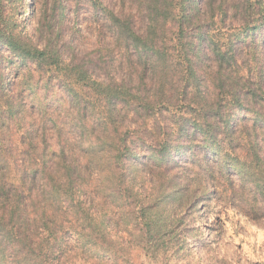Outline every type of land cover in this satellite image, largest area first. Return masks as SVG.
I'll return each mask as SVG.
<instances>
[{"label":"trees","instance_id":"1","mask_svg":"<svg viewBox=\"0 0 264 264\" xmlns=\"http://www.w3.org/2000/svg\"><path fill=\"white\" fill-rule=\"evenodd\" d=\"M91 1L94 9L115 27L116 41L125 49L124 55L129 60L132 56L142 60L141 83L136 91L125 79L121 82L116 77L108 78L107 82L92 80L86 61L71 58L68 62L53 43L44 47L34 44L17 23H11L4 0H0V49L6 47L10 52L6 65L3 66V58H0V90L4 91L5 69L11 63L18 74L13 84L20 86L17 93L9 89L0 94L6 101V109L0 110V264H70L78 248L85 253L95 252L105 261L116 255L114 244L118 240L105 231L95 236L93 232L97 229L91 225L102 226L109 224V219L123 217L126 213L123 206L131 205L130 199L143 190V184L135 190L128 177L133 159L156 172L157 179L161 180L165 176L161 168L173 150L171 144L156 143L159 147L148 146L146 153L140 146L144 140L138 136L140 142L136 147H141L142 152L134 154L136 148L134 139L128 135L130 132H121L116 125L114 114L119 105L159 109L161 105L169 108L184 102L188 107L200 106L202 115L181 128L188 140L177 146L175 154L191 148V143L204 146L208 153L223 161L229 176L228 185L233 190L231 173L248 180L255 177L241 156L242 153H245L243 158L249 156L252 167L260 156L253 144L246 149L241 143L244 131L238 126L242 121L227 111V99L230 97V104L244 112L245 125L250 120L258 123L264 119V58L256 67L257 72L252 61L240 58L252 43L246 27L255 21L264 24V12L260 20H253L249 0H137L135 12L119 14L101 0ZM226 3H231L228 10H234L233 21L239 22L234 33L228 35L222 33L216 19L220 17L219 21L225 23ZM136 16L142 18L144 30L137 28ZM212 56L215 58H210ZM207 61L212 64L207 66ZM148 72H152L153 77L147 81ZM62 83L69 95L77 99L79 89H103L110 104L107 121L103 124H113L115 138L107 144L110 148L107 167L111 173L104 184L106 190L100 196L107 207L102 217L92 210L95 197L88 187L94 189L95 185L84 183L82 173L89 165L81 163L77 139L63 135L49 105V87ZM39 89L46 93L41 95ZM81 119L85 123L88 120L85 116ZM53 129L57 131V140ZM197 132L202 140H197ZM48 135L53 137L48 138ZM16 136H19L17 140ZM9 160L16 168V178H9ZM155 166L159 170H155ZM219 168L222 169L220 162ZM251 181L254 191L257 190L259 183L256 179ZM209 184L217 188L212 182ZM79 192L84 193L87 201L80 200ZM109 197L114 205L109 203ZM148 209L144 204L140 208L145 218L139 214L140 218L135 209L131 211L137 220V237L143 241L153 229ZM111 213L115 214L114 218ZM80 219L89 224L90 234L79 232Z\"/></svg>","mask_w":264,"mask_h":264},{"label":"rangeland","instance_id":"2","mask_svg":"<svg viewBox=\"0 0 264 264\" xmlns=\"http://www.w3.org/2000/svg\"><path fill=\"white\" fill-rule=\"evenodd\" d=\"M101 1L119 14L135 12L137 7V0ZM249 2L253 8L251 18L260 20L264 12V0ZM3 3L11 23H17L34 44L44 47L49 42L53 43L60 50L62 58L68 62L71 58L83 59L87 62L86 69L92 80L107 82L108 78L116 77L119 82L122 79L129 82L133 91L140 86L142 60L136 56L129 60L124 55L125 49L116 41L115 27L94 9L91 0H4ZM230 4L225 5L228 14L224 18L225 23L219 21L220 17L216 18L219 28L222 27V33L227 32V35L234 33L235 26L239 25L238 21H233L234 10H228ZM135 21L139 30L145 29L140 16H136ZM260 22H252L246 27L251 34L249 40L252 43L240 57L252 61L255 72L264 58V24L261 25ZM9 56L10 52L6 47L0 49L3 66L9 62ZM206 64L210 66L212 62L207 61ZM12 66L11 63L5 69L7 83L5 92L0 90L2 95L9 92V89L17 93L20 88L13 84L18 74ZM152 77V72L145 74L147 81ZM53 85L47 91L49 105L63 129V135L77 139L81 163L89 165L82 173L84 183L93 182L95 185L94 189L88 187L95 197L93 208L89 203L87 206L102 217L107 213V207L100 196L106 190L104 184L109 181L111 173L107 167L110 151L107 144L115 138L113 124H103L107 121L110 104L103 89H79L77 99L69 95L64 83ZM148 88L151 89V86ZM39 92L41 95L46 93L41 89ZM227 100V111L233 117L239 116L242 121L238 126L244 131L241 143L246 149L253 144L260 156L259 160L253 162L254 167L249 156L243 158L245 153L241 156L242 162H246L255 173L251 180L256 179L259 183L256 193L251 180L234 173H231L234 190L231 189L223 161L208 153L202 145L191 143V148L181 149L180 153L175 154L177 146L188 140L181 128L192 124L202 115L200 106L188 107L184 102H178L176 107L169 108L161 105L159 109L119 105L114 114L118 121L116 125L119 131L130 132L128 135L134 139L136 148L134 154L141 153V147L147 153L148 146L171 144L173 150L165 161L166 165L161 168L165 176L161 180L157 179L159 177L156 172L155 177L145 164L133 159L128 177L135 190L139 184H143V190L138 193L139 196L130 199L131 205L123 206L126 212L123 217L109 219V224H102L103 227L99 223L91 225L97 229L93 232L95 236H98V232L105 231L111 238L118 240L114 244L116 255L110 261H105L95 252L85 253L78 248L74 251L70 264H264V119L258 123L250 120L245 125L247 122L243 120L244 112L230 104V97ZM5 102V98L0 97L2 111L6 109ZM82 116L88 118L86 123L81 119ZM53 132L57 140L56 129ZM80 134L82 137H79ZM197 134V140H202L199 132ZM138 136L146 142L143 141L140 148L136 147L140 142ZM17 137L19 136L14 139L17 140ZM50 137L53 135H48ZM156 143L159 145L155 146ZM9 161V178H16V168L12 160ZM219 162L222 169L219 168ZM157 168L154 167L159 170ZM145 173L150 175L146 176ZM209 182L217 188L214 189ZM79 195L81 201L85 200L84 193L79 192ZM109 203L114 205L112 197H109ZM143 204L148 206V218L153 222V229L147 233L145 241L137 237V220L131 214L135 209L137 215L142 214L145 218L144 211L140 210ZM111 214L114 218L115 214ZM139 217L141 218L140 215ZM78 226L79 232L90 234L91 229L84 219L79 220Z\"/></svg>","mask_w":264,"mask_h":264}]
</instances>
